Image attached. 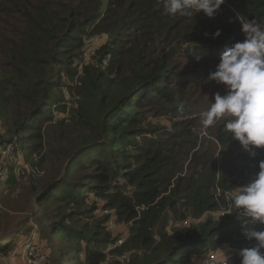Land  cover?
<instances>
[{
    "label": "trees",
    "instance_id": "16d2710c",
    "mask_svg": "<svg viewBox=\"0 0 264 264\" xmlns=\"http://www.w3.org/2000/svg\"><path fill=\"white\" fill-rule=\"evenodd\" d=\"M252 19L264 25V0H225L211 19L166 14L160 0H0V151H12L0 185L16 188L22 154L52 264H120L123 254L129 264H191L224 246L227 264H240V250L255 246L243 232L264 225L225 194L255 178L264 149L250 155L225 132L226 119L204 129L191 102V88L211 84L220 54ZM98 35L81 64L84 40ZM111 220L126 234L112 237ZM14 236L0 240V255Z\"/></svg>",
    "mask_w": 264,
    "mask_h": 264
},
{
    "label": "clouds",
    "instance_id": "9594fccd",
    "mask_svg": "<svg viewBox=\"0 0 264 264\" xmlns=\"http://www.w3.org/2000/svg\"><path fill=\"white\" fill-rule=\"evenodd\" d=\"M160 2L166 14L190 16L195 11L211 19L225 0ZM240 26L244 38L225 47L215 71L208 77L225 86L226 94H214L208 110L201 113L200 123L207 129L218 120L226 119L225 132L255 156L254 149H264V25L252 19L244 20ZM220 35L221 31L217 30L212 38ZM191 44L192 48L198 47L196 43ZM230 204L242 210L246 220L264 225V161L260 162L255 178L232 193ZM243 235L256 244L240 250V264H264V231L245 229ZM224 261L227 264L225 256Z\"/></svg>",
    "mask_w": 264,
    "mask_h": 264
},
{
    "label": "rangeland",
    "instance_id": "374dc122",
    "mask_svg": "<svg viewBox=\"0 0 264 264\" xmlns=\"http://www.w3.org/2000/svg\"><path fill=\"white\" fill-rule=\"evenodd\" d=\"M76 81H74L73 85H75ZM189 91H190V87H189ZM64 92L67 95V99L69 103L73 104L74 102L77 101L78 97L76 96L75 93L74 94L69 93V91H67L66 89ZM217 92H219L221 95H225L226 94L225 86L218 85L213 81H211L210 85L204 84L200 87H197L196 90H194V88H191V96H192L191 102L197 103L198 105L197 114H201L204 110L210 107L213 101L214 94ZM156 121L163 123L166 121V119L159 118ZM4 122L5 121H3L0 118V134L3 131ZM11 155H12V151L10 147L1 149L0 163H2V160L4 159L5 160L4 162L8 164L9 163L8 158ZM32 158L33 161L36 162H38L40 159L39 156H32ZM16 167L25 168V169H19V168L14 169V174L17 178L16 188L12 189L9 186L0 185V240L5 239L8 241L10 239V235H15L14 237L17 238L15 240V244L13 245L12 250L9 251L6 255H0V264H22V260L25 259V256L22 259V257L20 256V252L26 246L32 247V244L35 246L34 248L33 247L32 248L42 255L44 259V264H52V261H54V259H56L57 256H53L51 254L52 252L51 245L40 237V233L38 232V226H37L38 224H36L35 221L36 219H35L34 210L32 208L30 209L28 202V200L30 201L32 199V196L28 194V191L30 189V179L28 174L32 173L33 170L31 169L29 164L24 163L22 159V154H20L19 163H17ZM48 170H49L48 164L44 163L35 170V174L38 177H44L46 176ZM2 178H6V175L2 174L1 179ZM236 191H238V189ZM232 193L233 192L226 193L225 199H226V195H229L231 198ZM27 197L28 199L26 201H23ZM226 202L229 201H227L226 199ZM99 203L103 205L104 202L102 201ZM40 213L38 215H40ZM126 229L127 228L125 226L114 225L113 232L110 231L111 236L117 237L118 234L120 235V233L126 234L127 232ZM55 246H53V248H55ZM13 259L16 260L14 262H11ZM129 262H130V257H129Z\"/></svg>",
    "mask_w": 264,
    "mask_h": 264
},
{
    "label": "built area",
    "instance_id": "2783aa9c",
    "mask_svg": "<svg viewBox=\"0 0 264 264\" xmlns=\"http://www.w3.org/2000/svg\"><path fill=\"white\" fill-rule=\"evenodd\" d=\"M103 42V39L98 35V36H90L84 40L83 43V48H82V61L81 64H86L89 60V58L95 53L96 50L99 49L101 43ZM107 59L102 60V63H106ZM227 201L230 202V196L226 195ZM227 202L229 205L230 203ZM96 213H99V211H96ZM100 213L103 214H109V211H100ZM227 214V211H221V212H216V213H206L204 216L201 217V219H205L208 217V215H211L214 219H221ZM239 214L242 215V210H239ZM197 222V221H195ZM189 225L187 221L183 222H177L174 223V227H186ZM108 229L109 231L113 232L114 230V223L113 220L109 221L108 223ZM117 245H113V249L117 246H122L124 243V239H118L116 241ZM32 247L34 248L35 246L32 244ZM30 246H26L22 251L20 252V256L23 257L25 256V259L22 260V264H44V259L42 255L34 250ZM231 249L227 246H224L218 251L211 252L209 254L200 256V257H194L192 259L191 264H214L216 262H221V264H225L224 261V256L227 258L226 255ZM129 255L128 254H123L122 256L119 257L120 264H129ZM16 259H13L11 262H14Z\"/></svg>",
    "mask_w": 264,
    "mask_h": 264
}]
</instances>
